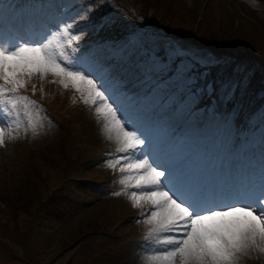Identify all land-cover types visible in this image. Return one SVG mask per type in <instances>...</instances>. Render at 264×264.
<instances>
[{
	"label": "rangeland",
	"instance_id": "rangeland-1",
	"mask_svg": "<svg viewBox=\"0 0 264 264\" xmlns=\"http://www.w3.org/2000/svg\"><path fill=\"white\" fill-rule=\"evenodd\" d=\"M154 1L160 12L162 7H167L178 17L193 16L194 26L198 27L202 20L206 29L209 25L216 29L214 25H221L218 20L226 15L233 22V28L264 48V0ZM3 13L6 18H11L10 12ZM20 17L24 15L21 13ZM112 70L108 68V71ZM46 89L49 102L53 104L58 100L61 103L58 128L42 140H6L0 148V264H92L89 255L93 251L99 252L100 258L94 257L96 261L112 264L103 257V252L116 245L117 254H122L120 264H145L142 258L150 246L145 243L147 226L142 222L141 213L147 214L149 205L134 208L127 196L123 199L107 196L92 186L89 188L84 180L98 173L96 165L86 158L89 151L115 150V143L106 138L98 119H90L88 112L80 107L67 106L63 98L65 91L55 84H47ZM128 99L129 96L121 105ZM153 106L148 102L137 113L120 109L130 129L142 136L149 149L153 141L151 133L145 139L144 131L137 123L143 121L147 110H151L153 118H159V113L152 110ZM172 110L175 109L163 114L160 126L152 123V133L165 138L166 133L173 132L174 137L183 141L186 133L191 131L190 123L186 121L183 109ZM230 111L231 108L222 115L224 125L230 123ZM74 114L82 129L87 131L85 133L90 135L89 140L96 143L93 149H90V142L80 139L82 136L74 135L75 125L71 122ZM261 121L256 129L264 134V117ZM193 133L180 142L181 145L186 143L188 148L195 144L197 137ZM178 153L184 156L183 149ZM22 163L25 176L20 179L13 172ZM263 177L264 168L259 179ZM137 233L142 236L134 237ZM260 242L264 246V241ZM237 264H264V253L250 250L239 257Z\"/></svg>",
	"mask_w": 264,
	"mask_h": 264
},
{
	"label": "snow or ice",
	"instance_id": "snow-or-ice-1",
	"mask_svg": "<svg viewBox=\"0 0 264 264\" xmlns=\"http://www.w3.org/2000/svg\"><path fill=\"white\" fill-rule=\"evenodd\" d=\"M80 39L73 24L62 21L40 40L0 42V146L16 139L21 130L36 134L43 126V110L19 90L26 78L51 74L64 89L79 94L106 138L115 143V152L106 161V167L121 173L122 190L115 194L126 195L134 208L149 205L147 214L141 213L147 226L145 243L150 246L142 258L145 264H237L250 250L264 253L258 243L264 241V183L238 195L233 203L209 207L203 189L173 182L146 155H139L145 140L130 129L102 85L74 60ZM209 63L205 61V66ZM177 75L196 82L190 68L178 69ZM203 87L206 93L214 91L212 84ZM230 91L229 85L224 96Z\"/></svg>",
	"mask_w": 264,
	"mask_h": 264
},
{
	"label": "trees",
	"instance_id": "trees-1",
	"mask_svg": "<svg viewBox=\"0 0 264 264\" xmlns=\"http://www.w3.org/2000/svg\"><path fill=\"white\" fill-rule=\"evenodd\" d=\"M65 10L79 18L89 15L96 26L92 39H97L96 42L102 46L114 47L120 41L123 47L134 48L138 44L130 38L136 36L140 42L146 35L163 49L179 51L180 59L192 60V75L196 74L197 83L186 84L187 95L195 93L200 85L209 83L214 86V91L202 94L205 109L211 105L217 113L220 109L233 105L236 120L243 125L244 122L247 124V119L258 114L264 104V48L233 28V22L226 15L218 20L221 25L213 24L216 29H212L213 26L210 25L206 29L202 20L198 27L194 26L193 16L178 17L167 7H162L160 12L154 0H66ZM179 14H182L181 10ZM179 34L191 37L192 41H183L178 37ZM205 61L211 63L205 66ZM174 64L175 60L171 62L172 66ZM229 85L231 91L225 97L223 93ZM185 93L181 90L179 98L183 99ZM42 97L35 98L36 104L51 103ZM243 105L250 106L247 114L244 113ZM50 134L41 132L35 139L42 140ZM22 165L23 163L13 172L20 179L25 176V167ZM114 242L116 244L115 240ZM117 251V245L109 246L103 252V257L110 263L113 262L112 264H120L122 254H117ZM94 257L100 258L99 252L93 251L89 255L92 264H107L96 261Z\"/></svg>",
	"mask_w": 264,
	"mask_h": 264
},
{
	"label": "bare ground",
	"instance_id": "bare-ground-1",
	"mask_svg": "<svg viewBox=\"0 0 264 264\" xmlns=\"http://www.w3.org/2000/svg\"><path fill=\"white\" fill-rule=\"evenodd\" d=\"M129 86V85H128ZM128 86L127 87H125V89H127L128 88ZM136 90V89H135Z\"/></svg>",
	"mask_w": 264,
	"mask_h": 264
}]
</instances>
